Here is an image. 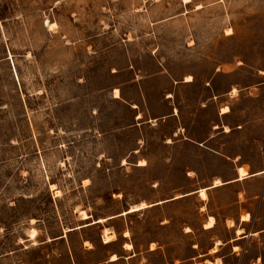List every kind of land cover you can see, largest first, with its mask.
I'll return each mask as SVG.
<instances>
[{"label": "rangeland", "instance_id": "374dc122", "mask_svg": "<svg viewBox=\"0 0 264 264\" xmlns=\"http://www.w3.org/2000/svg\"><path fill=\"white\" fill-rule=\"evenodd\" d=\"M242 163L264 167V0H0V264H252L264 233L230 239L264 227V177L211 186Z\"/></svg>", "mask_w": 264, "mask_h": 264}, {"label": "crops", "instance_id": "0c3cea01", "mask_svg": "<svg viewBox=\"0 0 264 264\" xmlns=\"http://www.w3.org/2000/svg\"><path fill=\"white\" fill-rule=\"evenodd\" d=\"M146 1V0H145ZM154 1H157V2H160V1H162V0H154ZM188 82V81H187ZM169 97V96H168ZM230 111V110H229ZM228 113V112H227ZM241 128H242V126H240ZM239 157H241V156H239ZM247 163H242L241 165H239L238 167H237V170H238V168L239 167H244L245 169H246V167H247ZM247 170V169H246ZM259 176H263L264 177V167L263 168H259V169H256L255 171H248L247 170V174L242 178V179H240V175H239V171H238V175L235 177V178H233V179H231V180H228V181H223L222 179V181H223V183L222 184H217V185H214V183L211 185L212 187H218V186H221V185H225V184H231V183H233V182H236V181H244V180H246V179H248V178H250V177H259ZM219 178V177H218ZM207 188V187H206ZM241 192H242V190H240V194H241ZM255 197H258L257 195L255 196ZM260 206L258 207L259 209H264V206L262 205V202H261V204H259ZM247 213H249L250 214V217L249 218H247V219H245V218H243V215L244 214H247ZM214 217L215 218V216L214 215H210L209 216V219L211 218V217ZM208 219V220H209ZM207 220V221H208ZM206 221V222H207ZM215 222H216V218H215ZM231 222H236L235 221V219H231ZM238 222H252V214H251V212L248 210V211H245V212H243V213H241L240 215H239V221ZM255 222H264V214L263 215H260V214H257L256 215V219H255ZM233 225V224H232ZM215 226V225H214ZM213 226V227H214ZM212 227V228H213ZM238 228H242V232L241 233H237L238 235L237 236H235V237H232L231 239H230V241L231 242H233V241H238V242H241V240L242 239H245V238H250L252 235H257L258 233H260V232H262V233H264V227H260V228H256V229H254V230H251L250 232H246V233H243L245 230H244V227H238ZM238 228H236L235 230H236V232H237V229ZM208 229H210V228H208ZM219 244H221V243H219ZM218 244V245H219ZM216 246V245H215ZM234 246V250H237V249H235V246H238V249H239V246H240V243H238V244H234L233 245ZM214 247V246H213ZM213 247H211V249H209V252H212V248ZM218 252V249L215 251V252H213V253H217ZM217 259L218 258H220L219 256L218 257H216ZM216 259V261H214L213 263H216V264H222V262H220V261H218ZM250 259H253V261H252V264H264L263 262H264V254L263 253H260V254H257L255 257H250ZM211 263H212V261H210ZM251 263V262H250ZM224 264V263H223Z\"/></svg>", "mask_w": 264, "mask_h": 264}, {"label": "bare ground", "instance_id": "6f19581e", "mask_svg": "<svg viewBox=\"0 0 264 264\" xmlns=\"http://www.w3.org/2000/svg\"><path fill=\"white\" fill-rule=\"evenodd\" d=\"M192 0H184V2H186V3H189V2H191ZM202 5L201 4H199V5H197V7L199 8V7H201ZM230 29V28H229ZM228 31V30H227ZM190 78V79H189ZM185 81L187 82H191V81H193V76L192 75H188L187 77H186V79H185ZM238 89L235 87V88H233V90L231 91V92H236ZM115 96L116 97H119L120 96V92H119V89H116L115 90ZM168 96L170 97V96H172V93H169L168 94ZM229 111V108L228 107H224L222 110H221V112H223V113H227ZM230 129H229V127H226V131H229ZM142 163H141V165H144V164H146V162H145V160H143V161H141ZM217 184H222V181L219 179V178H217L215 181H214V185H217ZM199 192H200V195L202 196V199H207V197H208V195H207V188H201V189H199ZM147 206V204L145 203V202H141V203H139V204H134V205H132L130 208H128L127 210H125L123 213H127V212H133V211H135V210H138V209H141V208H143V207H146ZM98 221H104V219L103 218H100ZM215 225V218L212 216L205 224H204V227L205 228H212L213 226ZM190 229V228H189ZM243 230H242V228H238L237 229V233H241ZM115 236H116V233H115V230H113V229H111V228H108V227H106L104 230H103V237H104V239H105V242H107V243H109V242H112L114 239H115ZM218 243H220V241H218ZM125 247H126V249H131V248H133V245L131 244V243H126L125 244ZM217 250V247H214L213 249H212V252H215ZM118 258V256L116 255V254H113L112 256H111V260H115V259H117ZM218 261H219V258H218Z\"/></svg>", "mask_w": 264, "mask_h": 264}, {"label": "snow or ice", "instance_id": "6c2138e0", "mask_svg": "<svg viewBox=\"0 0 264 264\" xmlns=\"http://www.w3.org/2000/svg\"><path fill=\"white\" fill-rule=\"evenodd\" d=\"M190 79V78H189Z\"/></svg>", "mask_w": 264, "mask_h": 264}]
</instances>
